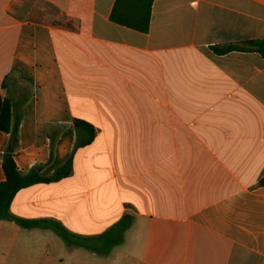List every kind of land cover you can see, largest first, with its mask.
<instances>
[{
	"label": "crops",
	"instance_id": "obj_1",
	"mask_svg": "<svg viewBox=\"0 0 264 264\" xmlns=\"http://www.w3.org/2000/svg\"><path fill=\"white\" fill-rule=\"evenodd\" d=\"M24 1L0 0L14 159L51 176L73 156V173L20 190L11 213L86 237L132 216L109 255L73 246L78 264H264V57L211 50L264 39V0H154L147 33L110 20L115 0H34L68 30L24 21ZM74 119L90 145L75 149ZM53 235L0 220V255L51 259Z\"/></svg>",
	"mask_w": 264,
	"mask_h": 264
},
{
	"label": "trees",
	"instance_id": "obj_2",
	"mask_svg": "<svg viewBox=\"0 0 264 264\" xmlns=\"http://www.w3.org/2000/svg\"><path fill=\"white\" fill-rule=\"evenodd\" d=\"M153 1L115 0L110 13V20L117 25L147 33L150 28ZM11 9L15 11L20 9L24 21L37 22L60 30L73 28L72 23L61 16H57L53 8H49L48 11L44 10L34 0H25L21 5L12 4ZM211 50L217 55H225L231 52H256L264 57V39L215 45L211 46ZM5 86L6 82H3L2 87ZM21 105L22 103L3 96L0 92V131L10 136L2 161L5 180L0 182V220L12 221L22 228L51 229L69 246L83 247L102 255H109L114 247L124 242L125 233L133 223L132 216H123L116 224L98 236L86 237L71 233L60 222L54 220H26L11 213V203L20 190L35 184L58 182L70 177L73 173V156L51 176H44L41 167H35L25 174L19 171L14 154L19 144L18 134L22 119ZM73 125L78 135L75 149L90 145L95 137L94 127L81 119H74ZM82 132L87 135L86 140H80ZM259 184L264 185V178Z\"/></svg>",
	"mask_w": 264,
	"mask_h": 264
},
{
	"label": "rangeland",
	"instance_id": "obj_3",
	"mask_svg": "<svg viewBox=\"0 0 264 264\" xmlns=\"http://www.w3.org/2000/svg\"><path fill=\"white\" fill-rule=\"evenodd\" d=\"M20 91L25 90L24 86H19ZM50 232V231H48ZM53 243L54 250H52L51 259L49 257L44 258L36 256L32 253L29 255L21 254L20 257H12V255H0V264H78V248L69 246L61 237H56ZM50 248V246L48 247ZM84 260V259H82ZM85 262H88L85 260Z\"/></svg>",
	"mask_w": 264,
	"mask_h": 264
}]
</instances>
